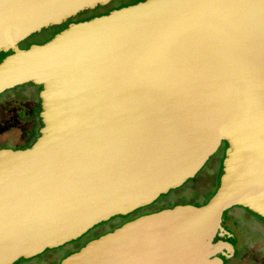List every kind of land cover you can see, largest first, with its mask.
Masks as SVG:
<instances>
[{"label":"water","instance_id":"water-1","mask_svg":"<svg viewBox=\"0 0 264 264\" xmlns=\"http://www.w3.org/2000/svg\"><path fill=\"white\" fill-rule=\"evenodd\" d=\"M111 1L0 0V94L41 87L42 123L0 150V264L152 204L222 143L205 204L141 215L59 264H225L223 213L264 219V0H144L19 46Z\"/></svg>","mask_w":264,"mask_h":264},{"label":"rangeland","instance_id":"rangeland-1","mask_svg":"<svg viewBox=\"0 0 264 264\" xmlns=\"http://www.w3.org/2000/svg\"><path fill=\"white\" fill-rule=\"evenodd\" d=\"M135 1L136 0H112L104 7H97L96 9L85 11L80 15V17L94 18L105 15L112 10H116L119 5H125ZM53 29V27L43 29L40 33L31 35L24 41V43L22 42L21 45L27 47L33 44H42L48 35L51 34ZM21 86H18V89L15 91L12 89L5 91L4 95L0 97L3 98L15 93L19 94L20 91L26 90V87ZM220 155V152L216 153L214 156L212 155L213 157L211 156L208 159V161L194 178L187 180L182 186L178 188L161 194L152 204L131 213L133 215L129 214L126 216L112 217L107 222H102L94 226L75 241H70L58 248L46 249L41 254L29 259H19L14 264H58L60 259L67 255V253H69L72 248L84 244L96 233L107 231L114 226L120 225L128 216L134 217L136 215H146L180 205L193 204L202 206L206 200H209L212 197L218 188L220 176L222 175V170H220V166L217 163V157H220ZM221 159L223 161L224 157H221ZM226 212L239 221L240 225L242 226V230L250 235V240H255L249 242L248 248L253 250V255L258 261V264H264V228L262 227V230H258V226L255 224L256 219L262 222H264V219L254 215V213H251L247 209L238 206L233 207Z\"/></svg>","mask_w":264,"mask_h":264},{"label":"flooded vegetation","instance_id":"flooded-vegetation-1","mask_svg":"<svg viewBox=\"0 0 264 264\" xmlns=\"http://www.w3.org/2000/svg\"><path fill=\"white\" fill-rule=\"evenodd\" d=\"M141 1L144 0H136L133 3L119 5L117 9L123 6L125 7L129 5H133ZM82 13L78 14L75 18L67 21L66 26L71 22L76 23L80 21L89 20L90 17H80ZM59 31L53 29L51 34L48 35V37L44 40V42L48 41L50 37L54 36ZM19 46L21 48L28 47V46L24 47L21 44ZM6 55L7 54H5L3 57L0 56V61ZM21 87H26V90L20 91L19 94L15 93L13 95H9L3 98L0 97V150L1 149L24 150L26 148H29L39 136V130L42 127V123L39 117L41 106H40V100L38 98V93L41 90V87L32 84H25L24 86ZM17 89L18 87H15L12 90L15 91ZM4 93L5 92L0 94V96L4 95ZM226 146L227 145L225 143H222L216 152V153L220 152L221 154L220 157L219 156L217 157L218 160L217 163L220 166V170H222L221 157L222 158L224 157V151ZM216 153L214 155H216ZM207 201L208 200H206V202ZM193 206H199V205H193ZM139 216L140 215H136L134 217H130V219L127 220L125 218V221L120 225L114 226L108 229L107 231L96 233L92 237H90V239H88L86 242L95 239L103 234H106L114 230L115 228L121 226L125 222L133 220L134 218H137ZM221 224L227 227L228 229H230V231L235 237L236 253L234 257L231 258L229 261H227L225 264H258V261L253 255V250L248 248L249 242L255 240H250L249 238L250 235L242 230L241 228L242 226L240 225L239 221L233 216H231L228 212H224L222 215ZM255 224H257L258 226V230H262V227L264 228V222L260 220L256 219ZM86 242L82 245L72 248L71 251L67 253V255H65L63 258L60 259V261L64 259L66 256L78 251L82 246L86 244Z\"/></svg>","mask_w":264,"mask_h":264},{"label":"trees","instance_id":"trees-1","mask_svg":"<svg viewBox=\"0 0 264 264\" xmlns=\"http://www.w3.org/2000/svg\"><path fill=\"white\" fill-rule=\"evenodd\" d=\"M92 17H90L89 19H91ZM66 27V23H64L63 25H61V26H58V27H53L54 28V30H56V31H59L60 29H64ZM58 33V32H57ZM53 37V36H52ZM52 37H50L49 39H51ZM24 43V42H23ZM5 54H1L0 53V56L1 57H3ZM131 215H133V214H131ZM127 219H130V216H128V217H126V220Z\"/></svg>","mask_w":264,"mask_h":264}]
</instances>
